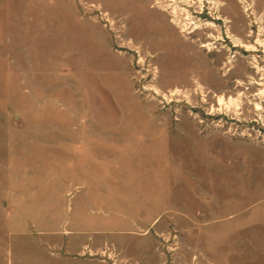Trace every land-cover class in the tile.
I'll return each instance as SVG.
<instances>
[{"label": "rangeland", "instance_id": "rangeland-1", "mask_svg": "<svg viewBox=\"0 0 264 264\" xmlns=\"http://www.w3.org/2000/svg\"><path fill=\"white\" fill-rule=\"evenodd\" d=\"M198 1L0 0V264H264V0Z\"/></svg>", "mask_w": 264, "mask_h": 264}, {"label": "built area", "instance_id": "built-area-1", "mask_svg": "<svg viewBox=\"0 0 264 264\" xmlns=\"http://www.w3.org/2000/svg\"><path fill=\"white\" fill-rule=\"evenodd\" d=\"M165 1H167V0H165ZM170 1H176V0H170ZM183 1V0H182ZM190 1V0H189ZM196 1H198V0H196ZM205 1V0H204ZM161 1H157V4L156 5H160V6H158V7H161V6H164L165 7V4L164 5H162L163 3L161 2ZM197 3H200L199 1L197 2ZM207 3H210V4H212L210 1H208L207 0ZM204 7H205V4H204V2H203V4H201V8L202 9H204ZM166 8V7H165ZM180 8H182V7H180ZM183 9H185V8H183ZM173 12V11H172ZM173 20L174 19H171V21L173 22ZM214 20L215 21H211L215 26H214V28H218V24H219V22H225V20L222 18V16H218V17H216V18H214ZM199 21V20H198ZM200 22V21H199ZM209 22V21H208ZM200 23H202V22H200ZM204 23H206V22H204ZM179 27V26H178ZM191 27V28H190ZM180 28V27H179ZM194 28V25L193 24H191L190 26H189V31H191L192 29ZM180 29H182V28H180ZM201 29H204V28H201ZM200 30V29H199ZM198 31V30H197ZM228 31V30H227ZM224 32V34H221V35H218V36H216L215 34H214V40H212L213 42H215V40L216 41H219L220 42V39H224V35L230 40V41H232V43H233V45L235 44V42H234V38H237V37H235V35H233V36H230L229 35V32ZM195 33V32H194ZM192 34V33H191ZM209 34V33H208ZM211 34H209L208 36H210ZM216 36V37H215ZM234 37V38H233ZM212 41H209V42H212ZM208 43V42H207ZM216 43V42H215ZM221 45H223V44H221ZM236 46V45H235ZM217 47V46H216ZM237 47V46H236ZM242 47H244V49L246 50V51H251V48H248V46H242ZM208 48V47H207ZM208 50H209V48H208ZM255 67H256V70L258 71V72H260L261 70H259V66L258 65H255ZM262 69H264V67H262ZM252 78H254V77H252ZM261 79H263V76H262V78ZM256 80V79H255ZM253 80L251 79V82H252ZM257 82H260V81H258V80H256ZM258 85H264V82H261V83H257Z\"/></svg>", "mask_w": 264, "mask_h": 264}, {"label": "bare ground", "instance_id": "bare-ground-1", "mask_svg": "<svg viewBox=\"0 0 264 264\" xmlns=\"http://www.w3.org/2000/svg\"><path fill=\"white\" fill-rule=\"evenodd\" d=\"M208 1H210L211 3H212V2L215 3L214 0H208ZM239 1H240L241 3H243L244 6L247 5V1H246V0H239ZM201 2H203V0H201ZM175 12H176V13L178 12L177 9H175ZM191 16H192L191 13H190V12H187V14H186V19H187V21L184 23V26H183V27H187V26H189V24H193V25H195L193 31L198 30V29H201V28L204 27L201 23H199L198 21H195ZM208 25H212L213 27L215 26L212 22H211V23H208ZM236 42H238V40H237ZM240 42H241V41H240ZM260 42H261V40H260ZM253 48H254V46H253ZM254 49H256V48H254ZM259 99L264 100V90H262V91L260 92V94H259ZM219 101H220L221 104L225 103V99L222 98V97L219 99ZM238 102H239V100H238V99H234V98H231V99L229 100V103H230V104H232V105L235 104L236 106L239 104ZM235 105H234V106H235ZM238 108H239V107H238ZM261 108H262V106H261L260 102L257 103V109H261Z\"/></svg>", "mask_w": 264, "mask_h": 264}, {"label": "flooded vegetation", "instance_id": "flooded-vegetation-1", "mask_svg": "<svg viewBox=\"0 0 264 264\" xmlns=\"http://www.w3.org/2000/svg\"><path fill=\"white\" fill-rule=\"evenodd\" d=\"M174 22V21H173ZM246 36H253V32H252V28L250 29V32H247L246 33ZM237 43V42H236ZM237 45H239L238 43H237ZM234 46H235V44H234ZM233 62V60H230V63H232ZM262 68H259V70H261ZM246 77L248 78V81H250L251 82V79L253 80L251 83H261V82H257L256 80H255V78H252V75H249V74H247L246 75ZM250 79V80H249ZM238 81V83H239V81L240 80H237ZM259 94H260V92L257 94V96L256 97H259ZM233 98V97H232ZM264 101V100H263Z\"/></svg>", "mask_w": 264, "mask_h": 264}, {"label": "crops", "instance_id": "crops-1", "mask_svg": "<svg viewBox=\"0 0 264 264\" xmlns=\"http://www.w3.org/2000/svg\"><path fill=\"white\" fill-rule=\"evenodd\" d=\"M46 248H47V247H46ZM49 257H50V256H48V255L46 254L45 259H49ZM54 260H56V259L54 258Z\"/></svg>", "mask_w": 264, "mask_h": 264}]
</instances>
